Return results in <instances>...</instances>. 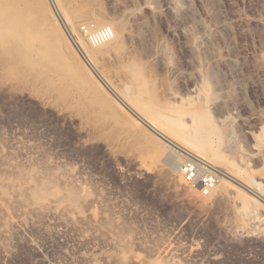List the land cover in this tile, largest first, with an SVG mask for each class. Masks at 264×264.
Wrapping results in <instances>:
<instances>
[{"label":"rangeland","instance_id":"1","mask_svg":"<svg viewBox=\"0 0 264 264\" xmlns=\"http://www.w3.org/2000/svg\"><path fill=\"white\" fill-rule=\"evenodd\" d=\"M45 1L82 64L68 28L88 52L101 43L81 26L121 30L119 52L84 64L108 92L98 70L136 57L171 104L161 110L167 117L191 120L203 105L225 133L219 145L213 137L224 161L190 152L218 170L217 180L225 171L250 190L227 179L226 191L192 192L169 156L173 146L111 93L115 107L106 109L95 96L61 92L56 78L51 87L0 72V264H264V0ZM76 9L83 16L67 23L63 13ZM94 18L100 27H90ZM152 140L164 146L157 159ZM45 177L59 199L43 209L23 189ZM68 190L75 207L61 198ZM249 199L258 201L254 211Z\"/></svg>","mask_w":264,"mask_h":264},{"label":"bare ground","instance_id":"2","mask_svg":"<svg viewBox=\"0 0 264 264\" xmlns=\"http://www.w3.org/2000/svg\"><path fill=\"white\" fill-rule=\"evenodd\" d=\"M60 1L63 6H67V4L71 3L70 0H59V2ZM58 11L56 12L58 13ZM83 14L84 12L82 10L77 9L72 10L71 14L68 13V16L66 13H63V15L67 19V23L70 22L73 17L77 18V16H83ZM58 16L60 22L64 25L65 23L63 22L62 17L59 13ZM100 18H94L90 27H100L102 24V20ZM111 28L113 33L112 40L101 43L99 49L96 50V52L86 51L85 46L81 42V40L77 37V35L74 34L72 29L68 28V35H70L71 37L72 44L79 53L85 65H94L92 59L99 54L102 55L106 53L107 55L111 52L120 51L121 30L114 25H111ZM84 64L80 62V60L72 51L69 43L60 31L54 15L48 8V4L45 0H0V72L3 73L2 75H6L7 77L12 78H33L34 81L40 79L51 87H54L52 79L56 78L60 81L59 83H62L63 85V88H61V92L64 93L68 89H74L79 93V95H83L87 99L88 97L89 99H93V96H95L94 98L98 99L96 102L101 103V106L106 107V109L115 107L113 100H111L109 97V94L111 93L122 107L132 113L134 117L142 122L149 130L158 135L161 140H163V142L167 141L171 146H173L170 148L172 153H168L169 156L171 155V159L173 157L176 158V161H179L183 153L192 155L197 158L198 161L207 164L210 163L205 162L196 155L198 154L207 157L210 161L215 163H222V161H224V157L219 151L217 144L219 145L223 142L225 133L223 131H220L217 125L212 121L210 114L203 108V105L199 109L195 110L194 119L186 120L184 119V116H181L179 118L167 117L161 110H164V108L168 109V111L173 110L171 104H166L159 99L154 87V83L144 74L143 66L136 57H127L125 61H121L118 70H98L99 75L102 77L101 79L104 83H106L107 87H109L108 89L110 92L106 90V87L103 86L105 88L104 89L97 80H94L92 78V76L85 69ZM104 76H106L107 78H115L114 81H112V85L107 82ZM194 104L196 105V103ZM192 105L193 102L191 106ZM179 107L177 108L179 109ZM213 137H217V144L213 142ZM151 142L153 145H151L148 153L153 159H157L164 152V146L162 147L160 143L153 140ZM175 149H177V151H175ZM190 151L196 153V155L191 153ZM212 167L218 173V170L214 166ZM33 173L35 172L33 171ZM22 174L26 175L27 173ZM31 174L28 175V177L31 176ZM43 178L42 181H36L38 184L41 182L39 185H34L36 184V182L34 183L32 181L33 179L31 180L34 183L32 184V186L29 184V182L28 185L26 184L27 182H25L24 186L26 187L25 189H23V191H27L29 193V197L31 198L29 199L33 201L32 203H34L36 207H43L44 209V207H50L51 201L57 199L59 196L57 197L56 189L48 188L50 179H46L45 177V179L43 180ZM227 179H231L236 184L244 187L247 190H250V185L247 182H244L233 174L224 171L222 177L219 176L217 183L208 191V193H213L215 190L226 191L228 187V182L226 181ZM0 187L3 188V186ZM49 187L51 188L52 185L50 184ZM6 188L4 187V189ZM15 188H18V191H21L22 189H19V187ZM189 188L191 189V191L196 190L192 187ZM13 191L14 190L12 189V192ZM72 191L66 194L64 193V195L61 196V198L64 197L69 206L72 204L74 206L75 203H77V196H75L76 191L74 193ZM200 194L202 195V193ZM256 196L259 195L256 194ZM26 201L28 200H25L23 202L26 203ZM60 202L58 204H60ZM257 202L258 201L256 199H249L247 201L248 209H252L254 211L258 205ZM63 203L62 204L65 205L64 201ZM69 208L70 207L66 208V210H68ZM72 208L73 207L71 206V210ZM71 210L69 209L68 211L71 212ZM158 263L161 264L159 261Z\"/></svg>","mask_w":264,"mask_h":264},{"label":"built area","instance_id":"3","mask_svg":"<svg viewBox=\"0 0 264 264\" xmlns=\"http://www.w3.org/2000/svg\"><path fill=\"white\" fill-rule=\"evenodd\" d=\"M81 31L87 35L92 44H100L113 38L110 27H102L94 31H88L85 26H81ZM176 163V169L188 187L199 190L202 194H207L214 187L217 181V172L207 163L198 161L192 155L183 154Z\"/></svg>","mask_w":264,"mask_h":264}]
</instances>
